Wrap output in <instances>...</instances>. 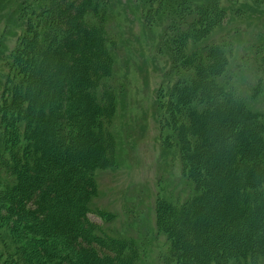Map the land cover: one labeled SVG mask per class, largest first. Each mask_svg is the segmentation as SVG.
<instances>
[{"label":"trees","instance_id":"1","mask_svg":"<svg viewBox=\"0 0 264 264\" xmlns=\"http://www.w3.org/2000/svg\"><path fill=\"white\" fill-rule=\"evenodd\" d=\"M237 1L227 9L217 0H19L7 21L8 8L0 11L11 43L0 51V264L139 263L144 243L115 230L116 215L92 213L97 173L120 160L112 126L124 85L115 76L135 23V41H157L136 126L155 123L195 190L182 205L154 201L172 264L264 257V10L250 20L262 0Z\"/></svg>","mask_w":264,"mask_h":264},{"label":"rangeland","instance_id":"2","mask_svg":"<svg viewBox=\"0 0 264 264\" xmlns=\"http://www.w3.org/2000/svg\"><path fill=\"white\" fill-rule=\"evenodd\" d=\"M120 1L124 3L126 0ZM217 1L221 4V8L227 7L228 9L231 5L235 7L239 5L237 0ZM122 3L120 4L122 5ZM248 3L251 4L250 2ZM16 6L21 7L19 0H0V11L8 8L7 12L3 15L4 18H7L6 21L12 19L10 15ZM263 10L264 0L257 5V8H254L248 19L253 21L258 20L256 14ZM246 15L249 16V12H247ZM3 16H0V51L2 45H6L7 48L11 46L10 39H6L5 37L6 31L3 27L5 23V21H2ZM128 19H133V17L128 15ZM246 21L247 19L245 18V22ZM120 25L123 26V24ZM258 26L264 27V24L260 23ZM248 27L251 26L248 25ZM129 28H131L129 36L126 37V40L131 44L128 49L129 54L125 56L120 63V70L115 76L117 87L122 84L124 85V90L118 92V95L120 94L119 97L123 98V102L120 104L122 110L119 112L120 116H116L112 126L114 134L117 137L118 146H121L120 160H117L118 166L115 170H106L97 173L96 181L98 193L93 200L94 208L92 213H94V210H105L116 215L115 220L111 222L112 227L117 231L118 229L121 231L125 228L124 231L129 230L128 233L130 235H135L136 238L144 243L138 264H172L173 260L171 259L173 257H170L167 253L168 247L167 245L164 246L165 239L162 237V233L155 232V227L153 225L154 201L157 196H162L173 205H182L195 190H192V186L182 179L183 177L181 176V172H179L173 150L167 151L162 148V142L159 139V130L157 126H155V123L152 122L147 126H136V121L141 123L143 119L141 114L143 111H146L144 107L147 106L145 103L147 99L144 97L151 98V92L149 93V89L147 90L144 87L143 79L147 71L151 76L153 75L151 71L153 68V54L150 52L149 47L155 46L157 41L150 44V46H148L149 42L147 41H135L134 36L138 35L137 31H140L141 28L137 23L132 26L129 25L126 29ZM145 28L148 29L149 27L145 26ZM118 31L125 33V29H120ZM262 31L264 34V28ZM155 34L157 33L155 32ZM251 35L253 42L259 39L256 38V36L259 35L256 32H253ZM223 36V30L220 29L216 31L213 39L219 42ZM203 37H205V34H203ZM14 42L15 40H13V44ZM258 43L261 42H256L255 45L262 48ZM156 46L159 47V43ZM134 47L136 49L142 48V53L145 58L148 59L146 63H142L139 57H136L137 53ZM130 53L134 54V58ZM252 55L248 54L243 64L250 65L253 63L254 59ZM262 71L260 76L261 79L264 78V70ZM45 73L50 77V73L52 72H50L49 69ZM45 81L46 80L42 79V82ZM154 84L156 87L157 83L154 82ZM147 119H152L151 115ZM70 129L71 128L64 127L63 133H67ZM52 133L55 135V140L58 139V137H56L57 133L55 128H53ZM51 140L53 139L51 138L48 142ZM52 148L55 152V148L58 147L56 146L54 148L52 146ZM54 171L58 172V169ZM196 192L198 194L200 193L203 197V190L199 189ZM221 205L222 204L219 202V204L215 206L216 209L222 208ZM217 218L218 217L212 214V217L209 218L210 221H206V225L208 226L209 222L217 221ZM89 219L91 222L102 225L101 220L94 214H89ZM126 223L131 225L128 227L124 226ZM160 227V229L163 230L161 225ZM10 249L11 246L8 245L7 250ZM245 255L247 256L246 253ZM231 263L233 264L234 262ZM246 263L254 264L251 259L249 261L247 260ZM263 263L264 257H261L258 258L255 264Z\"/></svg>","mask_w":264,"mask_h":264}]
</instances>
